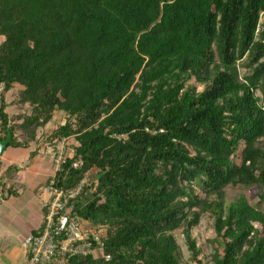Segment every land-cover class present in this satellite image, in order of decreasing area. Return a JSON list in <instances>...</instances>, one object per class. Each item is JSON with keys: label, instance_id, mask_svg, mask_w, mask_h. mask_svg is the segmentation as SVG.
<instances>
[{"label": "trees", "instance_id": "trees-1", "mask_svg": "<svg viewBox=\"0 0 264 264\" xmlns=\"http://www.w3.org/2000/svg\"><path fill=\"white\" fill-rule=\"evenodd\" d=\"M263 12L264 0H0V141L27 147L60 111L47 139L77 143L57 184L97 171L73 214L105 230L109 258L65 264H181L177 229L205 264L202 214L219 243L213 264H264V211L224 199L228 185H255L264 201ZM15 85L28 112L9 116Z\"/></svg>", "mask_w": 264, "mask_h": 264}, {"label": "built area", "instance_id": "built-area-1", "mask_svg": "<svg viewBox=\"0 0 264 264\" xmlns=\"http://www.w3.org/2000/svg\"><path fill=\"white\" fill-rule=\"evenodd\" d=\"M67 138H60L53 148L45 149L51 156L53 174L45 185L48 200L44 205L42 225L35 234L24 240L27 264H65L69 257L85 255L103 257L105 260L109 258L103 252L100 231L73 214L75 200L95 182L96 169L85 170L70 188L57 184L56 173L73 153V146L67 151L63 147ZM81 166L80 160L72 162L73 168Z\"/></svg>", "mask_w": 264, "mask_h": 264}, {"label": "crops", "instance_id": "crops-1", "mask_svg": "<svg viewBox=\"0 0 264 264\" xmlns=\"http://www.w3.org/2000/svg\"><path fill=\"white\" fill-rule=\"evenodd\" d=\"M0 161L1 183L12 185L16 192L0 197V264H27L24 240L42 225L48 200L45 185L53 174L51 156L47 150L35 151L31 145L9 146Z\"/></svg>", "mask_w": 264, "mask_h": 264}, {"label": "rangeland", "instance_id": "rangeland-1", "mask_svg": "<svg viewBox=\"0 0 264 264\" xmlns=\"http://www.w3.org/2000/svg\"><path fill=\"white\" fill-rule=\"evenodd\" d=\"M260 25H259V32L264 30V14L260 18ZM2 37L0 36V40ZM246 56H244L241 60L236 62L239 78L242 79L245 75H247L250 72V69L245 66L246 63ZM263 60V58L261 59ZM192 84L196 91H200L202 88V85L195 82L194 79H190L187 83ZM19 89V85H15L11 90H9L5 95V100L7 102H10L8 107L6 108V112L8 115H17L18 113H27L28 112V106L26 105H19L16 103H13L12 101H16L17 99V91ZM60 111H55L52 119L50 122L45 124L44 126H38L35 129V136L34 138L29 142L27 147L31 145L32 148L35 149V151L39 149L45 150L48 148H53L55 145L58 144L57 140L55 141H49L47 139V136L51 135V133L55 130V128L60 125L64 120V113L58 114ZM61 113V112H60ZM17 135V139L22 140L24 139V134L19 131L15 132ZM59 140V139H58ZM76 139L73 136H70L67 138V140L64 141V149L67 151L72 148V146L76 145ZM9 148V146H7ZM0 180V184H1ZM225 193V201L227 203L236 201L239 197H244L245 200L253 205L254 207L261 209L264 211V201L261 200V189L255 185L251 186H231L228 185L224 188ZM100 232L104 233V229L102 227H98ZM173 235L175 236L176 242L179 247V261L181 264H196L192 261H190L189 258V252L187 250V247L184 243L183 236L181 234L180 229H177L173 231ZM193 236L196 238L197 246H198V252H199V258L203 260L205 264H213L212 263V254L215 249H219V243L218 241H213L214 233L210 227V220L205 215L202 214L200 217V220L194 229Z\"/></svg>", "mask_w": 264, "mask_h": 264}, {"label": "water", "instance_id": "water-1", "mask_svg": "<svg viewBox=\"0 0 264 264\" xmlns=\"http://www.w3.org/2000/svg\"><path fill=\"white\" fill-rule=\"evenodd\" d=\"M11 135L8 133V135L0 141V155L3 153V151L8 146V143L10 141Z\"/></svg>", "mask_w": 264, "mask_h": 264}]
</instances>
